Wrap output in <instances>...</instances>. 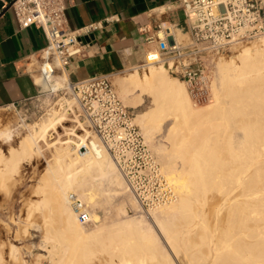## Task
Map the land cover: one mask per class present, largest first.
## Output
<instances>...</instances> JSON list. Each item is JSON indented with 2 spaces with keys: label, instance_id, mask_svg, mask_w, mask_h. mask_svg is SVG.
I'll list each match as a JSON object with an SVG mask.
<instances>
[{
  "label": "bare ground",
  "instance_id": "bare-ground-1",
  "mask_svg": "<svg viewBox=\"0 0 264 264\" xmlns=\"http://www.w3.org/2000/svg\"><path fill=\"white\" fill-rule=\"evenodd\" d=\"M262 38L259 46L243 45L235 52L234 58L220 60L219 87L213 83L214 102L204 112H197L191 107L183 82L167 76L162 66L148 65L149 68L142 75L138 73V66H135L127 75L116 78L122 94L127 91L141 92L152 85L160 90L159 96L154 99L155 105L152 109L137 118L147 138L151 130L147 123L155 122L157 117L173 116L172 125L168 126V129L173 134L178 133V135L174 134L177 136L174 138L182 140L185 137L184 131L195 123L194 120L198 125L202 119L209 122L213 119L224 120L229 116L224 103L226 97L233 99L232 110L235 116L246 113L247 106L241 104L240 100L248 97L253 102L250 112L254 114V120L250 122L248 118L249 122L240 123L245 131L243 151H234L230 142L218 146L219 134L223 138L230 137V131H220L210 138L213 141L206 154L210 161L201 162L199 158L204 155L194 153L192 167L189 170L178 171L171 157L161 152L163 145L157 146L159 162L163 166L161 171L172 185L175 184L178 194L172 200L154 206L155 209H147V212L166 240L168 248L170 243L173 249L176 248L184 255V257L175 255L177 262L182 259L185 261L184 264H264V38ZM59 70L57 77L63 78L64 68ZM229 72L232 74L229 75ZM42 81L46 88L53 91L58 88L66 89L68 82L64 80V83L57 87L56 82L44 79ZM70 104V101L65 100L60 104L59 109L51 110L34 131H28L21 137L16 147L8 149L7 155L0 149V182L3 183L7 176L16 172L22 161L29 163L30 159L41 152L39 140L47 131L62 126L68 118V112L71 111ZM73 131L67 134L63 141L59 140L55 144L57 147L54 146V156L57 160L69 159V162L80 160L82 163H79L83 165L81 171H84L74 177L70 176L71 178H68V173L67 184L63 185L59 180L61 178L58 179L53 170L46 168V176L38 187L40 197L35 198V201L29 199L27 204L29 210L27 209L26 219L32 212L35 213L34 210L42 217L43 222H39L46 228V231L42 230L45 235H42L50 244V249L47 251L50 262L52 264H176L173 258L166 254L159 235H156V231L145 219H124L129 207L123 199L115 205L116 213L113 212L114 215L112 214L110 219H106L108 216L104 219L95 217V220H99V224L92 227L85 221L83 222L87 226L82 223L77 215L78 212L72 209L74 206L71 207L69 204L70 189L83 184L87 185L89 190L100 191L102 184L100 182L104 177L114 186L123 185L124 182L120 172H117L119 171L117 164L110 160L96 136L92 134L94 138H87L91 131L85 129L87 135L82 133L75 137L76 135H72ZM13 136L14 129L10 126H3L0 130V140L4 142L11 141ZM84 146L86 147L83 148ZM78 150L84 155L79 154V156ZM232 188H238L239 194L236 195L238 192L236 189L235 195H229L228 192L230 189L232 191ZM74 190L76 189L73 188L72 191ZM93 190L83 194L80 200L90 198L93 202L91 206L99 202L95 200L96 192ZM213 190L216 191L215 195L218 194L217 206L207 212L206 208L209 207L208 201H210L207 196L209 191L213 193ZM219 196H222L220 197L222 199H219ZM128 201L132 206L130 208L136 207V200L129 198ZM23 203L25 205V202ZM9 213L11 222L13 220L11 209ZM54 224L60 226L54 227ZM9 231L10 227L7 225L6 234ZM192 235H196L198 241H192ZM101 236H105L102 240L107 241L100 240ZM170 238H174L175 241L173 239V242H170L172 241ZM99 240L104 243H99ZM43 246L41 248H44ZM9 251L16 256V247L13 244ZM177 251L174 252L177 254ZM2 253L0 249V264H8L4 261Z\"/></svg>",
  "mask_w": 264,
  "mask_h": 264
},
{
  "label": "built area",
  "instance_id": "built-area-1",
  "mask_svg": "<svg viewBox=\"0 0 264 264\" xmlns=\"http://www.w3.org/2000/svg\"><path fill=\"white\" fill-rule=\"evenodd\" d=\"M6 5L21 28L35 25L44 33L47 44L39 54V77L51 82L57 71L66 69L81 52L80 36L101 26L97 22L70 29L64 0H8ZM179 6L184 19L178 33L163 23L151 32L146 27L139 29L149 34L145 37V59L138 67L162 65L185 84L192 105L200 106L212 99L214 73L210 62L215 54L232 42L264 36V0H180ZM65 90L74 93L79 117L112 156L140 206L149 209L172 200L176 195L173 185L162 173L109 76L69 80ZM77 211L82 222L86 221L87 212L81 208Z\"/></svg>",
  "mask_w": 264,
  "mask_h": 264
},
{
  "label": "rangeland",
  "instance_id": "rangeland-1",
  "mask_svg": "<svg viewBox=\"0 0 264 264\" xmlns=\"http://www.w3.org/2000/svg\"><path fill=\"white\" fill-rule=\"evenodd\" d=\"M262 37L264 38V36H261V37L254 38V39L232 42L231 44L226 46L224 49L220 50L218 53L215 54V56L213 57V60L210 63L213 69L214 83L216 84V86L219 87V62L220 60L223 58L226 60L230 58H234L235 52L243 45L259 46L260 40ZM153 66L158 67L162 65L155 64ZM148 68H149L148 66L138 67V73L142 75V73L147 71ZM163 68L167 76L176 78L175 76L167 72L165 67ZM131 70L132 69H127L119 73H116L114 75H110L109 80L112 83L119 99L122 101V103L126 106L127 110L129 111L131 117L133 118L134 123L139 127L143 135V138L145 140V143L148 145V147L153 152L157 162L160 165V168H162L163 166L161 165V162H159V157H158L159 151L157 149L158 145H163L162 147L164 148V150L162 148L161 152H163V154L165 153L167 157H171L173 161V165L174 167H176L178 171L186 170V169L189 170L192 167L191 166L193 163L192 161H194V158H192L194 153H201L202 155H204V157L199 158L201 162L211 160L206 156V154H208L207 153L208 147L213 141V140H210V138L213 135L218 134L220 131L222 132L224 130L230 131V137L223 138L222 136H220L221 134H219L218 146L230 142L231 146L234 148L233 149L234 151L236 152L243 151L242 147L244 146V143H245V131L240 123H242V121L249 122L248 118H250V122L254 120V114L251 113L253 102L250 98L245 97L239 101L241 104H245L247 106V109L245 110L246 113L240 114L241 116L240 115L235 116L234 111L232 110V106L234 103L233 99H231L230 97H226L224 99V103L228 110L229 116H227L224 120L213 119L212 121H209V122L202 119L198 125L195 124L197 121L194 120L195 123H193V125L187 131H184L185 137L182 140H178L177 138H174V137H177L175 135L176 134L178 135V133L176 134L174 133L175 134L174 135L173 132L168 129V126L171 127L172 125L171 123L173 121V116L166 115L163 117H157L158 119L155 122L147 123L148 128L151 129L148 135L149 137L147 138L145 134H143V130L140 128V124L137 122V118H139V116H142L141 114H146L148 111L152 109V107L155 105L154 99L157 96H159L160 90L155 88L152 85L150 88H145L141 92L127 91L122 94L121 92L122 89L118 87L116 78L123 76L124 74L127 75ZM59 73H60V70L57 71V74ZM231 74L232 73L229 72V75ZM64 78L65 77L63 78L57 77L54 79L57 87H60L62 83H64V80H63ZM176 79L180 80L178 78ZM185 90H186V87H185ZM211 93H212V99L208 103L200 105V106H193L192 103L190 102L188 93L186 91L191 107L197 112L206 111L207 107L214 102V96H213L212 90H211ZM65 100H68L71 102L70 104L71 111L68 112V118L66 119V121L62 124L61 127H56L54 130L47 131L46 133H44L43 137H41V139L39 140V144L41 146V152L35 155L34 158H32V160L30 159L29 163L28 161H25V160L22 161L24 163L21 162L19 164V167L17 168L16 172H13V174L7 176V178L4 180L3 183L0 182V242H1L0 249H1V253L3 252L2 257L4 261H6L8 264H13V263L14 264H22V263L23 264H35V263L36 264H52L49 260V254L47 252L50 249V244L45 239V236H44L45 235L44 231H46V228L41 223L43 222V220L41 219L42 217L38 213V211L34 210L35 213H33L32 212L33 209H31L32 213L30 214V217H27V219L31 217L32 218L28 219L27 221L26 219V212L28 209L27 204L29 202V199L30 200L32 199L31 201H35L34 200L35 198L38 199L40 197L38 187L39 185H41L42 179L46 176V173H45L46 168L53 170L54 172L53 171L52 172L56 173L55 177L58 176L57 177L58 179L61 178L59 180L63 182V185L67 184L68 179H66V177L69 176L68 178H71V177L76 176L77 174H81L84 171V170L81 171V169L83 168V165L80 164L82 163L80 160H76L73 162H69V159L68 160L67 159L57 160L55 159V156H54L55 152L53 151H55V148H54L55 144H57L59 140L63 141L67 134H71L72 130H74L72 132V135L73 136L76 135L75 137H77L78 134H82V133L83 134L85 133V135H87V133L85 132V129L89 130V128L84 125L83 121L81 120L82 118L79 117L80 114L78 115V113H80V107L75 99L74 93L72 91L65 90L64 88H58L56 91H53L49 89L48 87L47 88L42 87L41 92L37 96L31 99H26V100L20 101L15 104H10V105L0 107V130L3 128V126H10L11 129H14V136L11 141L4 142L3 140H0V149L3 151L5 155H7V151L10 147H16L21 137L24 134H26L28 131H34L36 129V126L40 123V121H42V119H44L45 116H47V114L51 110L59 109L60 104L64 103ZM236 103H238V101ZM92 134H93L92 132L90 135L88 134L87 138H90V137L92 138L93 137ZM52 144L54 145L52 146ZM78 151H77L78 155L79 154L82 156L84 155L83 153L81 154V152L80 151L78 152ZM104 151L107 153L110 160H113V158L109 155V153L105 149ZM113 162L115 163L114 160ZM49 166H52V167H49ZM117 172H120V171L117 170ZM63 179L65 180L63 181ZM123 182H124L123 185L114 186V185H111L108 178L106 179V177H104L102 179V182H100L102 183L100 185L101 190L94 191L92 189L93 192H96L95 200L99 201L93 206H91L92 201L90 198L89 199L85 198V200H83L82 198L80 200V198L83 197V194H88L92 190L91 189L89 190L88 186L87 185L84 186L83 184L79 186L78 185L74 186L73 188L76 190L72 191L73 188L70 189L69 204L71 207L73 206L76 207L77 205V208H74V207L72 208V209H75V212H78L77 210H80V208L83 211L87 212L88 218L86 219L85 222H87V224L92 227V225L95 226V224L97 225L99 224L98 222L99 220H95V217L96 219H99V218L104 219L105 216L106 217L108 216L106 219H110L113 212L114 214L116 213L115 205H117L119 201L121 202L122 199L125 200V203H127L126 205L129 207V210L127 209L128 212L124 214L125 215L124 219L126 218H136V219L142 218L143 220L145 219V221L149 223L150 226H152V229L156 231L155 232L156 235H159V240L162 243V246L165 247L164 249L166 250L165 251L166 254L169 257H172L174 262H176V264L178 262H179L178 264H182V263L184 264L185 263L184 260L181 259V261L178 260L177 262V259H175L176 256L184 257V255L181 253V251L179 250L177 251L176 248L173 249L174 247L170 245V243H169V248H168V244L166 240L164 239L160 231L157 229V226L154 223V221L151 219L149 212H147L148 210L146 208L141 207L137 199H134L135 197L130 191V189L128 188V185L124 178H123ZM97 183H99V181H97ZM173 186L175 187V184ZM232 189H233L232 191H230L231 189L229 190L228 192L229 195L231 194L235 195L237 191L236 189L238 188H232ZM80 192L82 194H80ZM209 192H208L209 196H207V199L210 200L208 201L209 203L208 208H210V210L208 211V208H206L207 212H210L212 208L217 206L216 197L218 196V194L215 195L216 191L214 190H213V193L211 191ZM176 194H178L177 188H176ZM238 194H239V189L236 195ZM223 195L224 193L222 194V196ZM222 196H219V199H222L220 198ZM210 197L212 200L214 199L215 200L212 201ZM126 198H127V201L129 200V198H131L132 200H136L137 201L136 207L130 208L131 205L129 204V201L128 202L126 201ZM23 202H25L26 207ZM78 202L79 204H81V206H79ZM98 203L101 204V206ZM23 205H24V208H23ZM21 206L23 209L21 208ZM102 208H105V209H102ZM10 209H11V214L13 216V220L11 222L9 221V217H8L10 216V213H9ZM152 209H155V208H152ZM37 213H38V216H37ZM77 215H79V213H77ZM122 216L123 214L120 215V218H122ZM85 222H82V223L85 225L86 224ZM7 225H9L10 231L9 233L6 234ZM53 226L58 227L60 225L54 224ZM104 237L105 236H101L99 237V239L102 240L104 239ZM173 239L170 238V240H172L170 242H173ZM191 239L192 241H198V238L196 235H192ZM41 241H43V243ZM102 241L106 242L107 240H102ZM102 241H100L99 243L103 244L104 242ZM45 242L46 244L48 243L49 246L46 245ZM11 244H13L16 247V252H15L16 256L10 254L9 250H10ZM37 244L40 246H38ZM41 246H43L44 248H41ZM175 250L177 251V254L174 252ZM13 256L18 257V258H14Z\"/></svg>",
  "mask_w": 264,
  "mask_h": 264
},
{
  "label": "crops",
  "instance_id": "crops-1",
  "mask_svg": "<svg viewBox=\"0 0 264 264\" xmlns=\"http://www.w3.org/2000/svg\"><path fill=\"white\" fill-rule=\"evenodd\" d=\"M7 1L0 0V107L31 99L46 88L38 69L46 37L35 25L21 28L7 9ZM64 1L70 29L101 23L88 34V40H81V52L64 69L63 80L72 82L138 66L145 59L149 34L139 29L146 27L151 32L163 23L177 32L184 19L180 0Z\"/></svg>",
  "mask_w": 264,
  "mask_h": 264
},
{
  "label": "water",
  "instance_id": "water-1",
  "mask_svg": "<svg viewBox=\"0 0 264 264\" xmlns=\"http://www.w3.org/2000/svg\"><path fill=\"white\" fill-rule=\"evenodd\" d=\"M7 8H8V7H7ZM89 37H90V36H88V35H83V36H80V40H83V39H87V40H88Z\"/></svg>",
  "mask_w": 264,
  "mask_h": 264
}]
</instances>
